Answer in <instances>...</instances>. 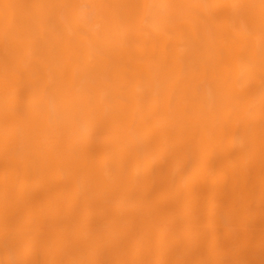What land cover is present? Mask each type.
<instances>
[{"label": "bare ground", "instance_id": "bare-ground-1", "mask_svg": "<svg viewBox=\"0 0 264 264\" xmlns=\"http://www.w3.org/2000/svg\"><path fill=\"white\" fill-rule=\"evenodd\" d=\"M0 264H264V0H0Z\"/></svg>", "mask_w": 264, "mask_h": 264}]
</instances>
